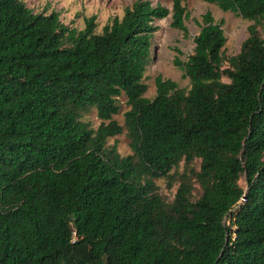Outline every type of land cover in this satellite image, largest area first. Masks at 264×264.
I'll return each instance as SVG.
<instances>
[{"label":"trees","instance_id":"trees-1","mask_svg":"<svg viewBox=\"0 0 264 264\" xmlns=\"http://www.w3.org/2000/svg\"><path fill=\"white\" fill-rule=\"evenodd\" d=\"M169 1L97 33L0 0V264H64L78 246L95 264H264V0H202L252 22L247 40L225 56L206 13L175 61L188 88L158 76L149 99L155 22L189 35L187 0ZM124 132L126 156L109 144Z\"/></svg>","mask_w":264,"mask_h":264},{"label":"rangeland","instance_id":"rangeland-1","mask_svg":"<svg viewBox=\"0 0 264 264\" xmlns=\"http://www.w3.org/2000/svg\"><path fill=\"white\" fill-rule=\"evenodd\" d=\"M29 8L34 12H58L61 21L71 28L83 30L86 19L95 18L97 25L96 32H102L104 26L114 18H122L127 7L132 6L136 0H24ZM154 6L162 5L172 10V3L169 0H149ZM185 6L190 14V19L186 21L189 31L188 37L183 32L172 28L171 15L163 20H157L155 25L158 31L153 37L152 61L147 67L145 83L148 85L146 97L152 99L156 95L155 79L158 76L170 79L179 84L182 88H188L189 80L184 72L175 65V61L186 62L194 51V38L200 32L199 24L202 17L210 12L216 20L224 21V32L227 38L224 47V54L227 57L236 56L240 53L243 43L249 36V27L253 24L244 20L234 13L221 11L217 6L206 3L202 0H187ZM264 36V29L261 30ZM225 81H227L225 79ZM121 112L115 119L124 124L123 114L127 111L126 98H120ZM84 119L97 128L100 120L96 116V111L91 110L84 114ZM110 145H116L119 153L126 156L131 153L129 140L126 132L109 140ZM160 193L169 200H173L177 186L169 189L166 180L158 181ZM242 186H246L244 178ZM198 195V193L196 194ZM86 248L78 246L70 249L64 257V264H95L85 257Z\"/></svg>","mask_w":264,"mask_h":264},{"label":"water","instance_id":"water-1","mask_svg":"<svg viewBox=\"0 0 264 264\" xmlns=\"http://www.w3.org/2000/svg\"><path fill=\"white\" fill-rule=\"evenodd\" d=\"M243 200H245V196H244V199Z\"/></svg>","mask_w":264,"mask_h":264}]
</instances>
